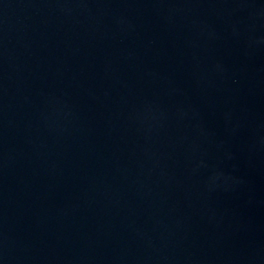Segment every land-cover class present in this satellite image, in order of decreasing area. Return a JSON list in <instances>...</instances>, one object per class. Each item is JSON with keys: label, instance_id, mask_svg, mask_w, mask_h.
I'll return each instance as SVG.
<instances>
[{"label": "water", "instance_id": "95a60500", "mask_svg": "<svg viewBox=\"0 0 264 264\" xmlns=\"http://www.w3.org/2000/svg\"><path fill=\"white\" fill-rule=\"evenodd\" d=\"M0 264H264V0H0Z\"/></svg>", "mask_w": 264, "mask_h": 264}]
</instances>
